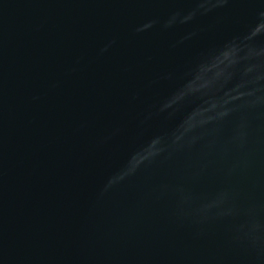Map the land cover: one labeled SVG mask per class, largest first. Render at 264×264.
<instances>
[{"label":"water","instance_id":"95a60500","mask_svg":"<svg viewBox=\"0 0 264 264\" xmlns=\"http://www.w3.org/2000/svg\"><path fill=\"white\" fill-rule=\"evenodd\" d=\"M0 264H264V0H0Z\"/></svg>","mask_w":264,"mask_h":264}]
</instances>
